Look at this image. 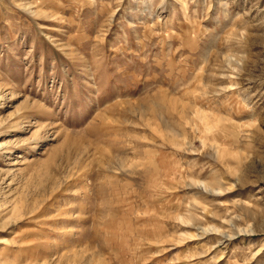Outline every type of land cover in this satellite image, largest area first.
<instances>
[{
  "label": "rangeland",
  "instance_id": "1",
  "mask_svg": "<svg viewBox=\"0 0 264 264\" xmlns=\"http://www.w3.org/2000/svg\"><path fill=\"white\" fill-rule=\"evenodd\" d=\"M0 264H264V0H0Z\"/></svg>",
  "mask_w": 264,
  "mask_h": 264
}]
</instances>
